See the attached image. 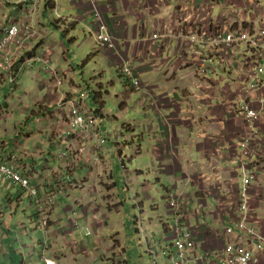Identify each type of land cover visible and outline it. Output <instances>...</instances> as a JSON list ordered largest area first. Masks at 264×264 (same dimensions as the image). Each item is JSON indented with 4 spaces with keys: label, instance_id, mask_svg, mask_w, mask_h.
<instances>
[{
    "label": "crops",
    "instance_id": "0c3cea01",
    "mask_svg": "<svg viewBox=\"0 0 264 264\" xmlns=\"http://www.w3.org/2000/svg\"><path fill=\"white\" fill-rule=\"evenodd\" d=\"M96 1L115 47H99L94 42L97 46H93L91 54H99L100 63L115 71L121 63L129 60L141 79L139 91L142 98L134 109L131 101L126 100L127 96L114 95L117 107L112 112V118L118 137L107 138L105 147V142L101 147L94 141L89 142L86 152L80 154L79 142L68 129L70 109L75 105L84 111H94L96 101L101 103L104 97L111 96L108 91L111 85L105 84L104 70L102 74H93L94 85H91L84 79L77 80V66L53 67V62L68 58V48L60 40H55L54 34L67 35L71 30L68 25L63 26L52 19L54 29L49 33L45 19L40 20L44 33L30 41L24 54L16 57L13 83L8 74L0 73V92L7 86L9 94L11 89H19L26 98V101L16 105L15 117L6 109L9 106L7 102L0 103V160H14L38 189V198L34 199L9 182L0 187V241L6 245L0 258L4 264H13V259L19 264H43L40 256L45 241L49 247L45 254L56 264L118 263L113 258L117 255L123 257L125 253L119 254L117 245L113 243L115 241L107 239L105 234L104 239L108 241L101 238L108 225H103L104 229L98 227L102 221L107 222L104 211L108 210H101V202H98L106 190H100L102 166L101 162L95 163L94 157L103 159L102 153L106 148L113 155L111 159L107 158L111 166L110 183H116L113 165L116 153L125 162L144 154L145 162L140 160L136 169L140 166L149 171L151 168L157 170L158 166V170L162 168L161 172L167 175L169 181L165 187L180 196L183 203L181 213L195 229L198 252L220 249L230 241L231 236L228 237L225 230L239 218L244 169L256 175L250 187L251 207L264 219V107L260 121L250 129L238 114L241 101L237 94V87L251 69L257 51L249 44L241 43L225 56L226 63L213 55L212 61L216 62V66L206 79L199 82L194 76V59L188 54L183 36L191 24L181 20L178 9L180 5L188 4L193 7V13L196 7L210 4L212 14L207 18L210 24L229 25L233 30L260 28L264 26V0ZM12 2L16 4L18 0H0V25L5 26L8 21L37 23L40 13H30L31 3L18 5L16 10L9 6ZM58 2L63 9L75 8L78 14H88V0ZM87 17L90 24L81 23V27L89 34L93 21L90 14ZM199 25L198 19L191 26L196 28ZM154 33L163 37L153 41ZM43 46L45 48L42 49ZM36 55L44 57L46 63L35 62L24 68L26 61ZM118 76L121 83L130 85L128 80L120 74ZM58 77L62 78L60 87L55 82ZM36 89L38 92L32 94L31 91ZM85 89L90 91V98L81 95ZM261 96L264 97V89ZM139 106L149 121L142 125L144 131L141 130L139 135L143 143L136 145V116L131 112L138 110ZM104 111L105 107H102L98 116L102 117ZM98 128L97 132L107 137L104 124H99ZM120 137L128 142L131 140L134 156H120L129 146L128 142L121 145ZM242 141L249 143L248 150L242 147ZM54 148L61 149L66 158L58 160L52 155ZM77 159L79 163L74 166L73 162H78ZM115 166L118 167V164ZM116 184L114 199L116 203L119 199L122 205L120 183ZM50 195L56 202L46 227L47 234L44 230L46 239L39 243L17 245L11 238L6 243L4 231L13 232L24 222H37L42 226L37 201L43 202ZM68 203L73 206L66 205ZM61 207L64 211L75 209L77 216H61ZM72 221L88 223L92 235L83 236L74 229ZM56 224H63L64 227L53 230ZM260 229L264 232V222ZM250 247L260 258L258 264H264V251L253 244Z\"/></svg>",
    "mask_w": 264,
    "mask_h": 264
},
{
    "label": "rangeland",
    "instance_id": "374dc122",
    "mask_svg": "<svg viewBox=\"0 0 264 264\" xmlns=\"http://www.w3.org/2000/svg\"><path fill=\"white\" fill-rule=\"evenodd\" d=\"M88 1L89 10L87 15H83L82 13L78 14L75 8L63 9L60 7L59 2L57 3V8L53 13H50V11H45V14L40 13L39 18L37 19V23L35 22V24L32 26V28L36 31V34L29 37V39L33 38L34 36H42V34L44 33V26L41 27V24H39L41 19H45V21L47 22L48 27L46 30H48L49 33L52 31V29H54L51 25V21L52 19H57L56 14L60 16L59 20H61L65 24L63 26L68 25L67 27L71 31L67 35H65V33H63L64 35H62V33H57L58 35L54 34L55 40H60L61 43L66 48H68V58L65 61L61 60V62H53V67L59 66L61 68H67L69 65H74V67L77 66L75 70L77 80L81 81V79H84L91 85H94V82L92 80L93 74L101 73L102 70L105 71L103 74L104 81L105 84L111 85L108 90L110 91L111 96L104 97L103 99V104L100 106V108L105 107V111L102 112V117L98 116V123L100 124V126L104 124V131L106 132V134L112 132L111 138L116 139L118 131L116 123L112 118V112L117 107V105L114 104L117 102V100L114 99L113 96L120 94H123L125 97L127 96L126 100L129 103L131 101V105L135 109L138 100L142 98V92L132 89L128 83H121V79H119L117 71L113 70L112 68H108L104 66V64L100 63L101 60L99 58V54L96 56L94 54H91V52L94 50L93 46H95L96 44L94 43L93 39L89 37L88 32H84L82 30L81 23H84L88 26L90 23H87V20L89 18L87 16H89L90 14L91 17H95V9L97 10L99 7L96 0ZM41 2L42 0H38V4H40ZM73 18H75L76 21ZM71 25L78 26L75 29H72L74 26L70 27ZM85 25H83V27H85ZM71 38L74 39L71 40ZM43 48H45V46H43L42 49ZM58 53H61V51L58 50ZM194 76L199 82L203 81L198 79L200 77L196 75L195 70ZM34 79L35 77L33 78V81ZM31 92L32 94H34L38 92V89ZM20 101H26V98L22 96V90L11 89V94H9L7 86H4V88L1 90L0 103L4 104L5 102H7L9 106L6 109L9 110L11 115H13L14 117L17 114V110L15 109V107ZM97 107L98 106L95 104V109ZM87 114L88 113H85L84 115ZM131 114L136 116L134 121L136 128L135 134L137 135L135 138V144H142L143 142L140 140L139 135L141 130H143L142 125L146 124L149 120L144 115L141 106H139L138 110L132 111ZM68 122H70V118ZM69 127L70 125L68 126V129ZM127 142L128 141L124 140L123 138H119V143L121 145H123L124 143L127 144ZM106 143L107 142L104 143L103 147L106 146ZM128 143L129 146L125 148L123 155H120L123 158L134 156V148L132 146L131 140ZM108 144H110V141H108ZM79 149L80 147L78 148V151ZM145 151L146 149L144 148V153ZM61 152V149L54 148L52 155H54L59 160L57 156ZM80 154L84 153L80 152ZM102 155L104 156V158L100 159V166H102L100 172L101 175H99L102 184L100 190H106V192L102 198H99L98 202H101V210L104 209L108 211H104L106 213L105 220L107 222L104 223L102 221V224L98 225V227L100 228L103 225H108L109 228L105 232V229L102 227V229H104L102 233L103 235H101V233L99 232V236L101 235V238L104 239L105 234V237L107 239H109L110 241H115L113 243L117 245L116 247L119 254L125 253L123 257L117 255L113 259H115L116 263L118 262L117 264H126L125 262H121L120 259L123 261H129L128 264H170V260L163 255V250L166 249L167 246L171 244V242H173V239H170V237H172L170 227L174 223L175 215L173 211L176 207L172 204L176 203L177 196L179 195H175L176 191H171L169 188L165 187L169 184L167 175L161 172L162 168L161 170H158L159 166L156 168L157 170L151 168L152 170L150 171L146 168L143 169L144 167L142 166H140L141 169H136V167L139 165L140 160H143V162H145L144 154L143 157H135L131 161L129 159H126L125 168H122L121 158L116 153L113 157L114 178H116V183H120L119 191L121 193L119 194L122 198L121 205L119 203V199L118 203H116L114 199L117 184L114 181L110 183L111 166L110 161H108L107 158L111 159L113 155L111 151H108L107 148L102 153ZM77 161L78 162H73L74 166L79 163V159H77ZM116 164H118V167L115 166ZM61 179H63V176ZM6 182L9 181L6 178H3L2 181H0V187H5ZM104 184L105 186L103 187ZM66 205L73 206L70 203ZM59 210L61 211V216H77L75 209H73L72 211H64L63 207H61L59 208ZM109 211H111L112 213H110ZM118 211H120V213L117 214L116 212ZM63 227V224H56L54 225L53 230ZM44 230L45 229H43V227L37 222H24L23 224L18 225V228L13 231L14 234L13 232H10V230L4 231L3 233L6 238L3 239L6 243H9L10 239L12 238L13 242H16L17 245L32 244L34 242L39 243L43 242L46 239ZM77 231L82 234L79 229ZM8 234L13 235L7 236ZM107 239H104V241L107 242ZM116 241H121V243L118 244ZM108 244L112 246L111 243ZM5 246L6 245L2 241H0V254L5 253V251H3V249L5 250ZM121 246L125 248V250H123ZM16 250L13 251L14 254ZM2 260L3 259L0 258V264H4ZM12 262L13 264H19L15 259H13ZM42 263L45 264L44 262ZM96 264L102 263L98 262Z\"/></svg>",
    "mask_w": 264,
    "mask_h": 264
},
{
    "label": "built area",
    "instance_id": "2783aa9c",
    "mask_svg": "<svg viewBox=\"0 0 264 264\" xmlns=\"http://www.w3.org/2000/svg\"><path fill=\"white\" fill-rule=\"evenodd\" d=\"M31 4V12L33 13L37 10L38 0H32ZM178 9L183 22H189L193 25L199 19L200 25L196 28L189 25L187 33L183 36L186 39L188 54L195 60L196 74L200 78H207L216 66V62L212 61L213 55H217L220 62L226 63L225 56L234 46L241 43L249 44L257 51L251 69L244 75V81L237 87V94L241 101L238 114L243 117L246 125L253 129L260 121L261 110L264 107V97L261 96V91L264 89V78H262L264 75V26L233 30L229 25L210 24L207 21V18L212 14L210 4L196 7V11L193 13V7L188 4H182ZM56 16L60 18L59 15ZM94 16L95 23L91 31L95 33V41L101 46L114 48L115 43L109 35L107 25L99 9H95ZM73 19L75 20V18ZM4 32V37L0 38V70L8 72L12 69L17 50L25 45L29 37L35 35V31L29 26L20 31L16 24H12ZM160 37H162L160 34L152 35L154 40H158ZM119 71L130 80L132 87L137 90L141 89V80L129 61L121 63ZM82 95L88 96L89 94L84 91ZM255 102L258 104L255 105ZM95 125L96 118L90 115H82L78 106L74 105L71 108L70 131L77 136L79 142H87L98 136L97 131L94 130ZM96 140L104 141L99 137ZM241 145L245 151L250 148L247 141H242ZM83 150L84 146H80L79 151L83 152ZM1 175H5L14 182L29 188V181L23 178L13 167L1 165ZM255 179V174L244 169L239 218L233 225L226 228L225 233L228 237L231 236V239L220 249L198 252L195 229L180 213V202L176 200V203L172 204L176 207L173 211L176 216L170 229L174 248L163 250V255L170 260V264H258L260 258L249 247L251 243L258 250L264 251V234L259 231L263 218L259 212L251 207L250 187ZM31 192L35 193L34 190ZM74 227L76 230L81 229L87 235L92 232L89 227H80L79 224H75ZM44 260L50 264L48 260Z\"/></svg>",
    "mask_w": 264,
    "mask_h": 264
},
{
    "label": "bare ground",
    "instance_id": "6f19581e",
    "mask_svg": "<svg viewBox=\"0 0 264 264\" xmlns=\"http://www.w3.org/2000/svg\"><path fill=\"white\" fill-rule=\"evenodd\" d=\"M32 3V2H31ZM31 10H32V8H31ZM31 13V12H30ZM9 23H7L5 26H3V25H0V35H1V33L3 32V31H5V29L6 28H8V27H10V25H12V24H16L19 28H20V31H23L24 29H25V27L26 26H29V25H18V23H15V22H11V21H8ZM29 27H31L32 28V26H29ZM33 29V28H32ZM34 30V29H33ZM35 31V30H34ZM35 34H36V31H35ZM89 35H91V39H93V41L96 43V44H98L96 41H95V39H94V36H95V33L94 32H92V31H90L89 32ZM110 35V34H109ZM37 37H33V38H31V39H28L27 41H26V43H25V45L22 47V48H20V49H18L17 50V53H16V57H20L21 55H23L24 53L23 52H25L26 51V49H27V46H28V44L30 43V41H32V40H34V39H36ZM33 57H36V58H38L39 60H40V62L41 61H43L44 63H46V61L44 60V57H42V56H38V55H36V56H33ZM119 67L120 66H118L117 67V72H118V74H120V75H123L122 73H120V71H119ZM0 73H3V74H8L9 75V77H10V82L11 83H13L12 81H13V79L15 78V72H14V68L12 67V69H11V71H8V72H4V71H1L0 70ZM197 76H198V74H196ZM199 77V76H198ZM199 80H204V78H198ZM57 78H56V81L55 82H57ZM84 98H90L91 97V95H88V96H85V95H82ZM74 106V105H73ZM72 106V107H73ZM79 110L81 111V113H82V115H84L85 113H88L87 115H84V116H88V115H90V116H92V117H94V118H96V121H97V126L95 125V128H94V130H96L97 131V129H98V127H99V124H98V116L94 113V111L93 110H90V111H84V110H82L80 107H79ZM238 111H239V108H238ZM71 117V109H70V114H69V118ZM69 125H70V122L68 123ZM70 128V127H69ZM70 133H71V131H70ZM71 134H73L74 136H75V138H76V140H78L77 139V136L74 134V133H71ZM108 134V136L109 137H112V132L111 133H107ZM117 137H118V135H116ZM79 142V141H78ZM99 147H101L102 146V144L105 142V140L103 141V142H100V141H94ZM79 145L80 146H84V150H83V152L85 153L86 152V150L88 149V143L87 142H79ZM58 158L59 159H61V160H64L65 158H66V154L64 153V152H61V153H59L58 154ZM94 161H95V163H99L100 162V159H99V157H97V156H95L94 157ZM122 161V168H125V161H123V160H121ZM1 165H7V166H9V168H11V167H13L23 178H25V179H27L28 181H29V188L28 187H24L23 185H21L20 183H18V182H14L11 178H9V177H7V176H5V175H1L0 176V181H2V179L3 178H6L10 183H12L13 185H17V186H19L20 188H21V190H23V191H26V192H28V194L32 197V198H34V199H37L38 198V189L36 188V186L31 182V179L29 178V177H27V176H25L22 172H21V170L19 169V167L17 166V164L15 163V161L14 160H0V166ZM242 186H243V183H242ZM251 189V188H250ZM32 190H34L35 191V193L33 194L31 191ZM241 191H242V189H241ZM178 197H180V196H177V201L178 202H180V206H181V209H180V213H181V210H182V208H183V203H182V201L180 200V198H178ZM240 198H241V194H240ZM55 202H56V199L54 198V196H52V195H50V196H48L46 199H45V201H43V202H40V201H37V205H38V210H39V213L41 214V216H42V218H41V223H42V226L44 227V229H45V231H46V234H47V225H48V221H49V218H50V215H51V213H52V210H53V206L55 205ZM74 212V211H73ZM182 214V213H181ZM175 216H176V214H174ZM261 215V214H260ZM262 216V215H261ZM262 218H263V216H262ZM175 219V218H174ZM185 219V218H184ZM186 220V219H185ZM263 222H264V219H263V221H262V224H263ZM75 224H79V226L80 227H89L90 229H91V227H90V225L88 224V223H85V224H81V223H79V222H77V221H72V225H73V227H74V225ZM262 224L259 226V231L261 232V233H263L264 234V232L260 229V227L262 226ZM173 225V224H172ZM171 225V226H172ZM74 229H75V227H74ZM170 229H171V227H170ZM76 230V229H75ZM80 231H81V229H79ZM91 231H92V229H91ZM82 232V234L84 235V236H86V237H88V236H91L92 235V232H91V234H89V235H87V234H85V232L84 231H81ZM170 239H173L172 237H170ZM75 243L77 244L78 242L77 241H75ZM173 244H174V240H173V242H171V244L169 245V246H167V249H173L174 248V246H173ZM251 244V243H250ZM47 247H48V243H45L44 244V249L42 250V254L41 255H43V254H45L46 252H45V250L47 249ZM250 247V246H249ZM49 248V247H48ZM165 250V249H164ZM40 260H41V258H40ZM41 262H43L42 260H41Z\"/></svg>",
    "mask_w": 264,
    "mask_h": 264
},
{
    "label": "clouds",
    "instance_id": "9594fccd",
    "mask_svg": "<svg viewBox=\"0 0 264 264\" xmlns=\"http://www.w3.org/2000/svg\"><path fill=\"white\" fill-rule=\"evenodd\" d=\"M19 1V0H18ZM57 3H58V1H57ZM43 7H44V3L43 2H41L40 4H38V6H37V10H35L33 13L31 12V14H35V13H41L42 12V9H43ZM31 8H32V4H31ZM56 8H57V4H56ZM55 8V9H56ZM55 9L52 11V13L55 11ZM99 9V8H98ZM100 11V10H99ZM57 15V14H56ZM104 19V18H103ZM56 21H57V23L58 24H61V25H65L61 20H59V18H57L56 19ZM105 21V20H104ZM106 23V22H105ZM18 25L20 26V25H29V26H33L34 24L32 23V24H29V23H27V24H20V23H18ZM94 27V26H93ZM93 27L91 28V29H93ZM108 28V27H107ZM154 34H157V33H154ZM161 35V34H160ZM162 37H163V35H161ZM161 38V37H160ZM159 38V39H160ZM158 39V40H159ZM152 40L153 41H157V40H154L153 38H152ZM99 47H105V46H101V45H99V44H97ZM15 59H16V57L14 58V61H15ZM14 61H13V65H12V67H14ZM129 61V60H128ZM35 62H40V60L38 59V58H36V57H32V58H30L29 60H27L26 61V63L24 64V68H27V66L28 65H32L33 63H35ZM130 62V61H129ZM194 63H195V60H194ZM194 63H193V69L195 70V68H194ZM131 64V63H130ZM132 66V65H131ZM134 69V68H133ZM137 74V73H136ZM120 76H122L124 79H126V80H128L129 82H130V80L128 79V78H126L125 76H123V75H120ZM209 76V75H208ZM207 76V77H208ZM139 77V76H138ZM140 78V77H139ZM58 80H57V82H56V86L57 87H60L61 85H62V78H60V77H58L57 78ZM204 79H206V78H204ZM141 80V79H140ZM58 81H60L59 83H58ZM130 86H131V88L132 89H134V90H136V91H139V90H137V89H135L134 87H132V84H131V82H130ZM84 91H86V92H88V94L89 95H91L90 94V91L88 90V89H85ZM83 90L81 91V95L83 94V92H84ZM98 133V136L97 137H99L100 139H103V140H106L107 138H109V136H108V134H107V137H104V136H101V134H100V132H97ZM96 137V138H97ZM96 138L95 139H90L89 141H87V143H89V142H92V141H97L96 140ZM79 147H80V145H79ZM84 153V152H83ZM46 243H48L47 241H46ZM40 258H41V260L45 263V264H48V263H46V261L44 260V259H46V260H48L49 261V263L50 264H56V262L52 259V258H49L46 254H43V255H41L40 256Z\"/></svg>",
    "mask_w": 264,
    "mask_h": 264
},
{
    "label": "trees",
    "instance_id": "16d2710c",
    "mask_svg": "<svg viewBox=\"0 0 264 264\" xmlns=\"http://www.w3.org/2000/svg\"><path fill=\"white\" fill-rule=\"evenodd\" d=\"M57 1L58 0H42V2L44 3V7L42 9V12L44 13L45 11H53L55 8H56V4H57ZM32 2V0H24V1H18V3L14 4L12 2V5H9L10 7H14V9H16V6L18 5H24V4H30ZM17 10V9H16ZM15 11V10H13ZM92 21L95 23V19L94 17L92 16ZM5 35V32L3 31L0 35V38L4 37ZM96 97V96H95ZM94 97V98H95ZM97 98V97H96ZM95 104L98 106L95 110H94V113L98 116V112L102 109L100 108V106L103 104V102L101 103H98L97 101L95 102ZM99 129V128H98Z\"/></svg>",
    "mask_w": 264,
    "mask_h": 264
}]
</instances>
